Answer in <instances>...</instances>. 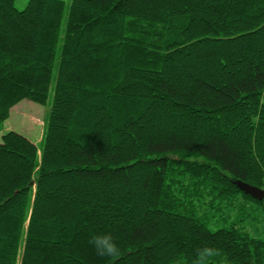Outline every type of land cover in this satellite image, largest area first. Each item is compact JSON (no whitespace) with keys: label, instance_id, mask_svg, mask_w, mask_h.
I'll return each mask as SVG.
<instances>
[{"label":"trees","instance_id":"1","mask_svg":"<svg viewBox=\"0 0 264 264\" xmlns=\"http://www.w3.org/2000/svg\"><path fill=\"white\" fill-rule=\"evenodd\" d=\"M25 98L0 264H264V0H0V124Z\"/></svg>","mask_w":264,"mask_h":264},{"label":"rangeland","instance_id":"2","mask_svg":"<svg viewBox=\"0 0 264 264\" xmlns=\"http://www.w3.org/2000/svg\"><path fill=\"white\" fill-rule=\"evenodd\" d=\"M65 1L69 3L71 0ZM27 2L28 0H16V6L23 8ZM50 98L53 97L50 96ZM50 106V99L47 103L42 104L28 98L14 105L10 117L3 124H0V142L3 133L13 129L26 135L41 147L42 142L40 140L44 136V130H46L45 124Z\"/></svg>","mask_w":264,"mask_h":264},{"label":"clouds","instance_id":"3","mask_svg":"<svg viewBox=\"0 0 264 264\" xmlns=\"http://www.w3.org/2000/svg\"><path fill=\"white\" fill-rule=\"evenodd\" d=\"M90 243L94 245L97 254L100 256H118L120 254L111 234L94 236L90 240ZM205 251L209 254L212 253L211 249H206Z\"/></svg>","mask_w":264,"mask_h":264},{"label":"water","instance_id":"4","mask_svg":"<svg viewBox=\"0 0 264 264\" xmlns=\"http://www.w3.org/2000/svg\"><path fill=\"white\" fill-rule=\"evenodd\" d=\"M236 184L245 193L251 194L253 197L258 198L260 200L264 199V189L263 188L250 184L241 179L236 180Z\"/></svg>","mask_w":264,"mask_h":264},{"label":"bare ground","instance_id":"5","mask_svg":"<svg viewBox=\"0 0 264 264\" xmlns=\"http://www.w3.org/2000/svg\"><path fill=\"white\" fill-rule=\"evenodd\" d=\"M264 189V188H263Z\"/></svg>","mask_w":264,"mask_h":264}]
</instances>
